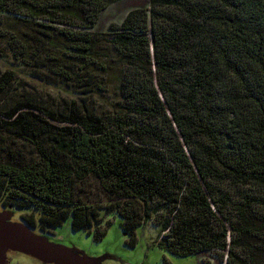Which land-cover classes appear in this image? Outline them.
I'll return each instance as SVG.
<instances>
[{
	"label": "trees",
	"instance_id": "obj_1",
	"mask_svg": "<svg viewBox=\"0 0 264 264\" xmlns=\"http://www.w3.org/2000/svg\"><path fill=\"white\" fill-rule=\"evenodd\" d=\"M119 1L0 0L1 207L264 264V0H147L98 31Z\"/></svg>",
	"mask_w": 264,
	"mask_h": 264
},
{
	"label": "rangeland",
	"instance_id": "obj_2",
	"mask_svg": "<svg viewBox=\"0 0 264 264\" xmlns=\"http://www.w3.org/2000/svg\"><path fill=\"white\" fill-rule=\"evenodd\" d=\"M146 4L147 0H121L110 5L102 13L97 24V30L106 31L110 24H118L129 10L144 7ZM10 62L12 61L9 58H0V70H17V68L11 66ZM16 73L31 85L52 96L65 97L66 95L64 90L60 88L45 86L30 77L28 78L25 71ZM20 214H22L20 211H13L11 220L18 222ZM34 231L39 233L36 230ZM157 234V229L149 222L137 231L135 245L128 247L125 245L126 239L119 230L118 220L115 219L99 242H93L91 236H86L84 233L70 231L68 226H63V228L54 231L49 236L54 242L74 246L85 252L87 256L94 260L95 264H224L220 256L212 253H204L197 257H174L155 245L159 236ZM6 256L10 258V264H42L35 258L21 253L8 252Z\"/></svg>",
	"mask_w": 264,
	"mask_h": 264
},
{
	"label": "water",
	"instance_id": "obj_3",
	"mask_svg": "<svg viewBox=\"0 0 264 264\" xmlns=\"http://www.w3.org/2000/svg\"><path fill=\"white\" fill-rule=\"evenodd\" d=\"M13 211H0V264H6L8 252L31 256L42 264H95L85 252L74 246L51 241L49 233H36L24 221H12Z\"/></svg>",
	"mask_w": 264,
	"mask_h": 264
},
{
	"label": "flooded vegetation",
	"instance_id": "obj_4",
	"mask_svg": "<svg viewBox=\"0 0 264 264\" xmlns=\"http://www.w3.org/2000/svg\"><path fill=\"white\" fill-rule=\"evenodd\" d=\"M0 209L2 210V209H5V208L4 207H1V205H0ZM43 233H45V232H43ZM47 233L52 234L53 231L52 232H47ZM49 239L51 241H53V239H51L50 236H49ZM6 264H10V258H8V256H6Z\"/></svg>",
	"mask_w": 264,
	"mask_h": 264
}]
</instances>
